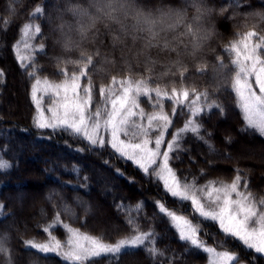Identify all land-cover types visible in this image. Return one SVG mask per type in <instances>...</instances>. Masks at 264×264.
Masks as SVG:
<instances>
[{
  "label": "trees",
  "instance_id": "16d2710c",
  "mask_svg": "<svg viewBox=\"0 0 264 264\" xmlns=\"http://www.w3.org/2000/svg\"><path fill=\"white\" fill-rule=\"evenodd\" d=\"M37 0H28L25 8L19 12H14L12 18L5 13L8 8V0H0V150L7 145L6 151H0L4 159L12 163V168L6 172H0V204H2L4 213L7 216L0 217V235L6 234L5 246L10 249V256L13 264H68L55 253H40L38 250L25 246V241L35 239L37 242H45L48 237L42 231V228L52 222L53 218L60 214L61 223H67L73 228H78L81 232L95 236H102L105 242H113L129 232L126 220L129 216L135 218L143 231L154 230L156 235L155 247L162 253L153 259L144 249L128 250L120 255L119 259L110 257L97 258L90 264H192L193 251L185 242L179 240L178 233L170 226L169 221L163 217L150 194L157 201L165 203L166 206H174L171 198L167 196L164 189L158 186L154 178L144 175L127 160L111 152L110 148H95L89 151V144L67 132H53L51 129H37L33 126V106L30 105V91L32 85L37 79L43 81L47 79L51 83H61L65 75L54 69L47 59V50L37 52L41 42V34L36 37H30L27 42L30 48H25V36L23 28L29 24L30 17L27 8L35 4ZM239 2V8L235 6ZM218 5H226L229 11L237 10L247 12L250 8H264V0H216ZM228 13L219 23V40L217 45V54L223 58V62L231 67V60L234 53L226 51L231 44L238 38L232 31L228 19ZM253 43L259 42V36L252 38ZM24 59H21V58ZM31 73V75H29ZM70 79V78H69ZM12 83V85L10 84ZM120 81L110 83L107 86L94 80H89L86 76L81 77L80 92L89 84L91 93L95 99L92 102L91 110L95 103L102 101L100 88H110L119 86ZM230 83L222 91H216L209 102L215 100L224 106V114L221 115L219 109H212L210 114H205L200 118L203 125L204 136L211 144L215 146L216 152L209 153L208 148L202 141L196 140L191 134L186 138L189 145L190 158L179 155V159L172 160L170 166L181 174L182 178L192 182V178H198L199 182L207 179L206 174L219 172L226 178L237 173L242 181L248 182V189L253 190L256 199L264 198V183L258 178L260 166L250 161L238 162L241 170L231 173V166L227 159L230 154L228 149L235 134L248 136L257 143L264 146V137H261L254 130L242 131L245 128V121L239 108L236 106V98L230 90ZM16 95V101L12 111H6L5 101L10 93ZM190 96L193 95H189ZM51 97H45L44 104L50 102ZM98 101L96 102V100ZM155 94L151 97L140 100L141 108L145 114L159 110L152 105L155 104ZM164 110H170L171 104L168 99L163 100ZM241 113V116H240ZM211 122L215 129L211 130V135L206 136L208 122ZM226 123V124H224ZM229 127L227 133L224 127ZM170 129L168 130V135ZM230 138V142L229 139ZM31 139L35 147H39V152L49 159L32 160L25 163L23 157H32L36 151L34 147L27 146L22 155H16V143L21 140ZM243 139V138H242ZM217 140V141H216ZM240 140V139H239ZM217 146L216 147V144ZM235 149V148H234ZM82 150V151H80ZM220 153L218 164L216 154ZM59 153L66 154V157L60 160L59 165H54L53 161L57 159ZM205 154L207 160H198V154ZM189 153H187V156ZM254 159V158H253ZM192 162V163H191ZM229 162V163H228ZM191 163V164H190ZM208 163V164H206ZM227 163V164H226ZM73 165L79 167V173L70 172ZM221 166V167H220ZM201 167V168H200ZM108 174L112 180L120 185L122 192L112 194L116 190L115 186L109 184L110 192L106 193L109 197V203L99 197L98 189L94 184V172L96 169ZM198 176H192L198 170ZM224 171V172H223ZM253 171V172H252ZM41 175L46 188L38 186L36 191L43 190V196L46 202L40 203L36 208L27 206L18 211L12 195L15 194V188H18V200L24 197V193L29 188L35 186V182L30 181L27 174ZM208 175V174H207ZM217 177V176H214ZM179 178V176H178ZM153 179V180H152ZM229 179V178H228ZM40 185V184H39ZM86 185V187H83ZM51 199H49V195ZM68 205L66 210L64 205ZM101 204L105 207V214L112 219L114 227H104L99 223V219L94 214V205ZM141 204L137 211L136 205ZM120 205L122 207L118 208ZM188 208V207H187ZM40 212V214H39ZM16 220V227L13 229L6 226L12 219ZM55 235L62 243L67 240L66 232L62 227L53 229ZM151 247L152 245H147ZM66 247V245H65ZM6 259L0 253V264H5Z\"/></svg>",
  "mask_w": 264,
  "mask_h": 264
},
{
  "label": "snow or ice",
  "instance_id": "6c2138e0",
  "mask_svg": "<svg viewBox=\"0 0 264 264\" xmlns=\"http://www.w3.org/2000/svg\"><path fill=\"white\" fill-rule=\"evenodd\" d=\"M239 6L238 2L235 7L239 8ZM23 33L26 38L24 47L30 48L31 45L27 40L41 34V30L39 26L33 29L32 25L25 24ZM255 36H257L256 32H249L226 49L234 53V58L231 60V67L228 64L223 65L227 75L224 82L218 85L217 91L224 90L230 83L229 90L234 93L236 106L245 121V128L242 131L254 130L264 137V36H259V42L253 43L252 38ZM36 51L43 52L44 48L38 47ZM81 77L84 75H74L69 79L65 73V79L61 83H51L47 79L36 80L31 91V100L36 107V114L33 117L35 128L51 129L54 133H70L85 140L90 146L89 151L103 148L107 143L120 158L131 160L145 175L151 174L162 182L165 191L175 200L181 203L190 202L193 211L203 220L217 223L226 238L237 240L247 249L264 255V198L257 200L248 191L247 181H244L243 191L239 187L241 184L239 174L231 183L209 181L197 187L195 179L192 182L181 180L170 166L174 154L184 151L182 142L189 134L196 140L202 141L209 153L216 152L215 146L200 134L203 125L197 121V118L210 114L214 108L219 109L223 115L224 106L221 103L215 100L209 102L206 93L196 94L190 100L188 91L177 93L173 90L171 96L156 93V102L152 106L159 110L146 115L141 108L140 100L151 97L153 93L147 88L141 89L139 85L119 82L121 87L118 93L114 87L100 88L103 106L97 107L93 112L91 85L85 87L83 89L85 95H81ZM2 82L0 80V83ZM37 93L40 95L38 96ZM45 97L52 98V104L47 109L50 116L45 115L42 107ZM165 99H170L174 104L173 118L177 109H187L191 115L183 126L172 134L167 148L162 151L165 135L173 123V118L165 114L162 103ZM101 130L110 137L107 141ZM156 131L159 135L155 136L153 142L151 134ZM226 139L230 142V138ZM153 143L154 146H150ZM6 150L7 145L0 151ZM175 159H179V156L176 155ZM12 166L9 160L0 155V172L8 171ZM70 172L78 175L79 167L73 165ZM217 183H219L218 187ZM3 207L0 204V217L7 216ZM64 207L68 209V205L65 204ZM135 207L138 211L141 204ZM157 207L159 213L176 230L180 241L207 254L208 264H235L238 260L237 254L217 251L214 247L206 246L198 235L199 223L194 224L187 217L177 215L174 210H169L165 203L157 201ZM126 223L129 232L114 243H108L102 236H93L67 223L62 224L60 214H57L51 223L42 228L48 237L45 242H37L33 238L24 243L26 247L38 250L40 253H55L68 264H90L91 261L101 257L118 260L120 255L130 249H144L153 259L157 255H162L155 247L157 234L154 230L143 231L137 220L131 216L127 218ZM56 227H62L66 232L67 240L64 243L52 234ZM5 236L6 234L0 235V253L8 257L5 264H13L10 249L5 246ZM149 244L152 246L148 247Z\"/></svg>",
  "mask_w": 264,
  "mask_h": 264
},
{
  "label": "clouds",
  "instance_id": "9594fccd",
  "mask_svg": "<svg viewBox=\"0 0 264 264\" xmlns=\"http://www.w3.org/2000/svg\"><path fill=\"white\" fill-rule=\"evenodd\" d=\"M27 2L8 0L5 14L12 18ZM27 12L40 27L39 47L67 78L118 80L168 96L211 98L224 82L216 48L226 13L236 42L249 32L264 36V8L230 12L216 0H37Z\"/></svg>",
  "mask_w": 264,
  "mask_h": 264
},
{
  "label": "rangeland",
  "instance_id": "374dc122",
  "mask_svg": "<svg viewBox=\"0 0 264 264\" xmlns=\"http://www.w3.org/2000/svg\"><path fill=\"white\" fill-rule=\"evenodd\" d=\"M10 84L12 85L11 82H10ZM120 87H121V85L114 87L117 90V93L119 92ZM254 87H255V85H254ZM31 91H32V89H31ZM31 91H30L29 99H30V105L33 106V113H32V117H33L36 114V107L31 100ZM257 91H258V89H257ZM80 94L85 95V93L83 91H81ZM37 95L39 96L40 93H37ZM15 97H16V95L13 92L10 93V96H7L6 101H5L6 111H12L11 109L14 108L15 101H16ZM193 98H194V96H190L189 99L191 100ZM94 99H95V97H93V100ZM165 100L167 101V99H165ZM97 101H98V99L96 100V102ZM168 101L172 105L170 107L171 109L169 111L168 110H164V111H165V114L170 116V118H173L172 117V109L174 107V104L172 103V101L170 99H168ZM51 104H52V99H50V102L48 104H44L42 102V107L45 111V115H47V116L51 115L50 113L47 112V109L49 106H51ZM102 106H103L102 101H98V103H95V107L92 109V111L94 112L97 107H102ZM156 111H158V110H156ZM190 115L191 114L187 109H177L176 115L173 118V123L170 127V134L168 135V131H167V133L165 135L164 142L162 144V151L167 148V143H168V141H170L172 139V134L176 130H178L180 127L183 126V124L190 117ZM240 116H241V113H240ZM201 117H205V119H206V116L201 115L200 117L197 118L198 122H200ZM144 122L146 123V119ZM207 124H208V129L206 131L207 132L206 136L207 135L209 136V133L211 132V130L215 129V128L213 127L211 122H208ZM224 124H226V123H224ZM227 129L229 130L228 126L224 127V130L226 133H227ZM212 132H214V130H212ZM101 134L105 135L106 141H107V139L110 138L108 136V134L105 133L103 130H101ZM156 135H159L158 131L153 132L151 134V139L153 140V142H154ZM202 136H204V133H202ZM122 138H124V137H122ZM204 138L207 139L205 136H204ZM201 143H203V142H201ZM215 145H216V147L219 146V145L217 146V143ZM27 146H32V147L36 148L35 149L36 153L32 157H26V156L23 157V161L26 164L32 162L33 159L34 160L36 159V161L37 160L38 161L39 160H41V161L46 160L47 161L49 159L48 157L43 156L39 152L40 148L35 147L33 140H31V139L21 140V141L17 142L15 154L16 155H22L21 154L22 151ZM150 146H154V143L151 144ZM104 147L110 148L112 153L119 156V154L115 153V151L113 149H111V147L108 146L107 143L105 144ZM182 147H183L184 151L175 153L173 160H177V159H175V156L176 155L179 156L181 153H184L183 156H185L187 158H190L192 156V154H195L194 152L190 153V148H189L188 143L186 142V139L183 140ZM228 149H230V154H228L229 157H227V159L230 162V164H228V165L231 166L230 168H233V169H231V173L234 171L237 172L236 169L241 170L238 162L243 163V161H250L251 163H254V164H257L260 166V170H259L257 175H258V178H260L261 182L264 183V146L263 145L257 143L253 139H250L248 136H240L239 134L236 133L235 137L232 140L231 144L229 145ZM187 153H189L188 156H187ZM198 155H199V157H197L198 160H200V161H202L204 159L207 160V157L205 156V154L201 153ZM220 156H221V154L218 152L216 154V158H218V164L219 163L224 164L223 161H220V159H219ZM65 157H66V154L59 153L57 159H55L53 161L54 165H56V166L59 165L61 163L60 160L64 159ZM125 160H127V159H125ZM127 161L129 163L133 164V162L131 160H127ZM206 164H208V163H206ZM134 166L137 167L136 165H134ZM94 169H96V172H94V184H95L96 188L98 189L99 197L101 200H104L108 204L109 203V197L106 196V193L111 191L108 185L112 184L116 188V190L114 189V191H111L112 194H115L117 192H122V188L120 187V185L118 183H116L114 180H112L108 174L100 171L97 168H94ZM139 171L142 172L140 169H139ZM206 171H207V169L202 170V171L200 169L196 172H193L194 174L192 176H194V177L198 176L200 174L199 172H206ZM215 173H216L215 175L212 173H207L208 175L206 174V177L207 176L208 177L206 180H204L206 182H203V181L199 182L198 178H194L195 182L197 184V187L205 185L209 181H216V182L222 181L225 183H231L234 180V178L237 176V173H236V174L228 177L229 178L228 179L225 176L220 175V173L218 171ZM146 176H150V177L154 178V181L156 183H158V186L160 188L164 189L163 183L158 181L151 174L146 175ZM178 176H179V178H182L181 174H178ZM214 176H217V177H214ZM27 177L30 181L35 182V184H34L35 186H33V188H29L28 190H26L24 193V197L20 201L18 200V190H17L18 188H15V194L11 196L12 199L15 201L16 208L18 209V211H21L22 209H24V207L26 208L28 205L36 208L40 203L44 204L46 202V199L42 194L43 190L39 191L40 190L39 189L38 191H36L37 189H35L38 186L41 187V185H42V188H46V185H45L43 179L41 178V175H37V174L32 175V174L28 173ZM181 180H184V179H181ZM191 180L193 181V178ZM187 182H190V181H187ZM216 186L218 187L219 183H217ZM239 187H240L241 191L244 190V182L242 181V179H241V184ZM164 191H165V189H164ZM248 191L251 192L252 194L254 193L253 190L248 189ZM150 196L152 197V200L155 202L156 209H158L156 198H154L152 194H150ZM167 196H169V199L171 198L173 205L175 204L174 206H167V208L169 210H174L177 215H183V216L187 217L194 224H196V223L200 224V231H199L198 235H199V238L205 242L206 246L214 247L217 251H229L231 253L237 254L238 260L235 262V264H264V255L257 254V253H255L254 250L247 249L246 247L242 246V244L237 240H234L230 237L226 238L225 235L219 229V225L217 223H213L212 221L203 220L199 216L198 213H195L193 211V208H192L190 202L181 203V202H178L177 200H175L173 197H171L170 194H168V193H167ZM257 200H259V199H257ZM39 214H40V212H39ZM94 214L97 216V219H99V223L101 224V226H104V227H114L115 226L112 222V219L110 217H108L107 213L105 214V207L103 205L95 204L94 205ZM16 220L17 219H15V218L12 219V221L7 223L6 226L14 229L16 227ZM93 236H95V235H93ZM115 241H113L111 243H114ZM193 254H194V256L191 259V260H193L192 264H208V256L206 253H204L202 251L194 250Z\"/></svg>",
  "mask_w": 264,
  "mask_h": 264
}]
</instances>
